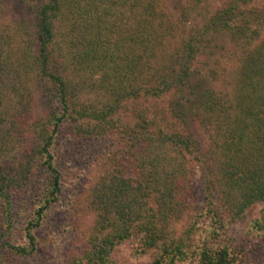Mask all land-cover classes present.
I'll list each match as a JSON object with an SVG mask.
<instances>
[{
	"label": "trees",
	"instance_id": "obj_1",
	"mask_svg": "<svg viewBox=\"0 0 264 264\" xmlns=\"http://www.w3.org/2000/svg\"><path fill=\"white\" fill-rule=\"evenodd\" d=\"M162 1L30 0L32 43L14 48L19 31L7 38L0 33V78L9 72L18 84L32 78L47 103L22 172L0 166V264L37 251L35 232L61 193L52 149L68 126L78 139H114L123 151L93 187L95 223L82 255L69 264H109L114 250L131 240L142 254L156 252L152 264H247L221 239L228 226L264 203V38L253 31L252 45L235 53L226 96L194 83L191 69L210 51L214 34L246 41L247 14L264 19V0H222L198 24L196 11L209 0H178L174 19L162 15ZM176 32L181 36L171 54ZM86 74L99 81L79 86L75 77ZM82 94L95 98L79 101ZM15 97L1 132L9 137L11 129L30 124V108L22 95ZM194 124L210 129L205 146ZM36 173L44 196L22 224L24 245H17L10 233L13 194L29 187L27 176ZM183 215L190 225L179 234L175 222ZM255 225L264 230V208Z\"/></svg>",
	"mask_w": 264,
	"mask_h": 264
},
{
	"label": "rangeland",
	"instance_id": "obj_2",
	"mask_svg": "<svg viewBox=\"0 0 264 264\" xmlns=\"http://www.w3.org/2000/svg\"><path fill=\"white\" fill-rule=\"evenodd\" d=\"M30 0H0V33L7 38V34L19 31L22 39H17L14 48L30 45L33 34V19L28 10ZM222 0H209L205 6L196 11V20L212 15ZM178 0H163L161 12L165 17L176 18L174 7ZM264 6V1L260 3ZM170 14V15H169ZM250 17V32H246V41L234 42L226 32L213 35V44L210 51L199 56L191 69L194 73L193 82H199L203 89H210L216 95L226 96L230 92V75L235 67V53L239 52L241 45H252L256 39L253 31L264 38V19L255 21L256 15L247 14ZM196 16V15H195ZM171 19V18H170ZM25 21V27H18L19 22ZM257 23H255V22ZM198 24V23H197ZM182 31V30H181ZM177 35L170 38L169 50L174 53ZM257 35V36H258ZM13 53V52H12ZM8 52L3 54L7 56ZM9 76V77H8ZM13 73L3 74L0 78V133L9 126L6 112H14L15 96L22 95L25 104L30 108L26 116L30 124L25 130L11 129L12 135L0 134V166L6 171L22 172L25 155L35 147L38 128L44 123L46 115L45 99L40 83L32 78H22L18 84ZM79 86L99 78H90L88 74L75 77ZM18 91V93H17ZM97 95V93H95ZM98 96V95H97ZM93 95L82 94L79 101L92 100ZM164 106V103H163ZM13 110V111H12ZM20 110V109H19ZM26 114L25 110L20 111ZM193 130L201 144L205 146L210 136V129L194 124ZM69 127V128H68ZM61 129L53 145L55 165L61 175V193L55 204L49 207L42 220L41 226L36 230L37 251L26 258H18L10 255L6 258V264H69L82 255L87 246V238L92 232L95 223V214L91 208L92 190L100 176L108 173V169L119 156H122L121 146L114 139H78L72 134L70 126ZM3 139L8 140L5 144ZM123 142V141H122ZM205 148V147H204ZM121 170L122 166L119 168ZM194 183L200 184V171L195 167ZM43 177L40 173L27 176L26 183L30 184L24 190L13 194L15 224L11 236L13 243L24 245L21 237L22 224L30 220L33 212L38 208L39 202L44 196ZM26 187V184H25ZM197 189L195 188L194 192ZM196 199V207L199 206ZM264 203H260L247 211L244 218L223 231L221 243L230 245L236 256L247 264H264V230L254 226L261 216ZM22 222V223H21ZM189 218L180 216L175 222L177 233L185 231L189 224ZM201 222V221H199ZM135 240L120 244L112 253L109 264H152L156 259V252L140 253ZM175 264H194L193 261L178 262Z\"/></svg>",
	"mask_w": 264,
	"mask_h": 264
}]
</instances>
